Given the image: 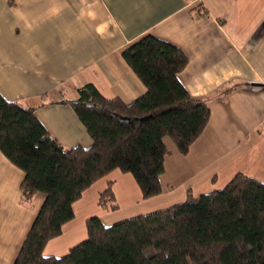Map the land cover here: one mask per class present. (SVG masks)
<instances>
[{
	"label": "crops",
	"instance_id": "obj_1",
	"mask_svg": "<svg viewBox=\"0 0 264 264\" xmlns=\"http://www.w3.org/2000/svg\"><path fill=\"white\" fill-rule=\"evenodd\" d=\"M145 35L185 53L177 77L191 97L208 102L209 122L185 155L164 139L161 194L142 199L133 177L118 169L95 181L44 256L62 257L86 238L88 215L81 223L76 209L82 201L85 212L94 185L96 205L113 181L116 202L150 201L155 211L183 201L188 188L204 194L237 173L264 182V0H0V94L34 107L64 148L88 147L84 125L63 101L76 99L86 83L108 99L131 103L141 96L146 87L121 53ZM23 177L0 153V264H13L45 198L23 199Z\"/></svg>",
	"mask_w": 264,
	"mask_h": 264
},
{
	"label": "trees",
	"instance_id": "obj_2",
	"mask_svg": "<svg viewBox=\"0 0 264 264\" xmlns=\"http://www.w3.org/2000/svg\"><path fill=\"white\" fill-rule=\"evenodd\" d=\"M121 54L146 87L141 96L108 99L86 83L63 101L84 125L88 147L64 148L34 107L0 94V153L24 173L22 198L45 195L13 264H264V182L243 173L221 189L194 195L188 188L181 202L109 226L89 217L85 240L62 257L43 255L73 219V203L111 171L129 173L142 199L161 194L164 139L185 155L209 122L208 102L191 97L177 77L187 64L179 47L145 35ZM113 185L98 194L106 211L117 209Z\"/></svg>",
	"mask_w": 264,
	"mask_h": 264
},
{
	"label": "rangeland",
	"instance_id": "obj_3",
	"mask_svg": "<svg viewBox=\"0 0 264 264\" xmlns=\"http://www.w3.org/2000/svg\"><path fill=\"white\" fill-rule=\"evenodd\" d=\"M112 177H115L114 179H117V180H115L116 183L121 184L123 182L121 179L117 178L116 176H112ZM221 188H219V189H221ZM94 191H95V185L92 187V189H90V191H88L86 197L84 198L87 201V206H86L84 213H82V209H81V206H83L82 201L77 205V209H76L77 214H80L83 216L81 219V223H82L83 218L86 215H88V216H86L88 218L93 217V216L98 217L104 226H109L110 224H112L113 222H115L117 220L136 216L139 214H145V213H149V212L153 211V210H150V209H152L150 206V201L145 202V203H141L142 204L141 207H138V204H134V203L126 204V201L121 200V198L119 197V200L117 202V209L114 211L113 210H107V211L105 210L106 211L105 212L104 209H102V208L98 207V205H96V198H95ZM118 191L119 190H117V195L119 196ZM23 199H25V198H23ZM79 216H78V218H79ZM76 244H78V243H76Z\"/></svg>",
	"mask_w": 264,
	"mask_h": 264
}]
</instances>
